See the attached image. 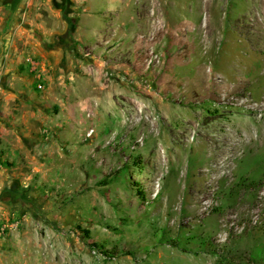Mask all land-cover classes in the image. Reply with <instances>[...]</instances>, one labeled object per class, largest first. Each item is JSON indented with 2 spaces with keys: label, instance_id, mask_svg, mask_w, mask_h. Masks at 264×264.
Masks as SVG:
<instances>
[{
  "label": "rangeland",
  "instance_id": "obj_1",
  "mask_svg": "<svg viewBox=\"0 0 264 264\" xmlns=\"http://www.w3.org/2000/svg\"><path fill=\"white\" fill-rule=\"evenodd\" d=\"M250 10L0 0V87L34 113L0 174V264H264Z\"/></svg>",
  "mask_w": 264,
  "mask_h": 264
},
{
  "label": "crops",
  "instance_id": "obj_2",
  "mask_svg": "<svg viewBox=\"0 0 264 264\" xmlns=\"http://www.w3.org/2000/svg\"><path fill=\"white\" fill-rule=\"evenodd\" d=\"M24 92L7 86L0 87V95L6 96L4 102L0 100V112L3 113L0 116V174L6 173V161L13 165L19 162L18 148L19 150L22 148L24 126L32 125L30 122L34 121L33 111L29 113L31 119L26 121L22 116L24 102H17L12 98V96L22 95ZM1 183L0 181V186Z\"/></svg>",
  "mask_w": 264,
  "mask_h": 264
},
{
  "label": "bare ground",
  "instance_id": "obj_3",
  "mask_svg": "<svg viewBox=\"0 0 264 264\" xmlns=\"http://www.w3.org/2000/svg\"><path fill=\"white\" fill-rule=\"evenodd\" d=\"M235 30L243 37L246 44L254 51H264V0H251V10L245 18L235 22ZM262 101L254 110L264 111V90ZM243 104H247L245 101ZM258 128L264 136V116L257 120ZM264 139V137H263ZM216 138L211 137V144H215Z\"/></svg>",
  "mask_w": 264,
  "mask_h": 264
},
{
  "label": "trees",
  "instance_id": "obj_4",
  "mask_svg": "<svg viewBox=\"0 0 264 264\" xmlns=\"http://www.w3.org/2000/svg\"><path fill=\"white\" fill-rule=\"evenodd\" d=\"M100 248V247H99ZM101 250H103L102 248H100ZM104 255H109L107 252H105V253H103ZM217 254L218 253H215V252H213L212 253V255H214V256H217ZM110 258H112V257H110ZM219 258H221V256H219Z\"/></svg>",
  "mask_w": 264,
  "mask_h": 264
},
{
  "label": "built area",
  "instance_id": "obj_5",
  "mask_svg": "<svg viewBox=\"0 0 264 264\" xmlns=\"http://www.w3.org/2000/svg\"><path fill=\"white\" fill-rule=\"evenodd\" d=\"M0 231L2 232V231H3V229H0Z\"/></svg>",
  "mask_w": 264,
  "mask_h": 264
}]
</instances>
